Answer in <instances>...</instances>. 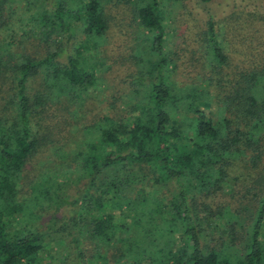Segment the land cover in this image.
<instances>
[{
    "label": "trees",
    "instance_id": "16d2710c",
    "mask_svg": "<svg viewBox=\"0 0 264 264\" xmlns=\"http://www.w3.org/2000/svg\"><path fill=\"white\" fill-rule=\"evenodd\" d=\"M100 1L0 0V264H56L55 256H44L50 243L75 264H264V15L258 11L233 6L217 21L209 17L197 46L204 59L191 82L169 84L160 56L154 76L140 82L145 94L136 113L103 115L72 161L65 162V151L46 176L41 164L32 166L31 177L23 174L52 141L40 130L42 114L50 106L66 109L63 102L93 81L77 61L80 43L74 45L70 24L77 22L84 40L101 35ZM159 1L135 0L132 13L154 32L152 48L162 54ZM225 28L232 31L228 40ZM253 33L262 50L250 45ZM235 35L240 46H230ZM36 76L40 86H27ZM208 103L216 105L214 119L201 108ZM61 165L68 170L59 184L51 180L61 176ZM82 180L70 201L56 192ZM238 182L242 189L234 193ZM64 204L71 208L59 218ZM199 213L215 218L222 232L198 224Z\"/></svg>",
    "mask_w": 264,
    "mask_h": 264
},
{
    "label": "rangeland",
    "instance_id": "374dc122",
    "mask_svg": "<svg viewBox=\"0 0 264 264\" xmlns=\"http://www.w3.org/2000/svg\"><path fill=\"white\" fill-rule=\"evenodd\" d=\"M100 2L103 15L106 18V28L101 35L84 40L77 22L74 21L70 24L72 33H75L77 37L74 42L80 43V54L77 61L81 62L86 70L91 73L93 81L91 84L84 85V89L78 88L80 96L73 97L72 101L69 102L64 101L65 105L62 103L66 109L50 106L42 114L40 130L42 133L44 131V133L49 132L48 138L52 141L46 142L45 147L28 160L23 171L25 176L31 177L33 174L32 166L36 167L40 164L38 171L43 174L45 171H50L51 162L54 160L61 161L62 158L59 159V155L65 151L70 152L68 157L66 156L65 162L68 159L72 161L73 152L81 150L86 141L93 139L103 115L117 117L136 113V109L133 108L136 102L139 103L136 106L140 105L141 96L145 94L140 82H148V76H154L158 70L155 62L160 56L164 57L165 60L160 69L163 74L168 76L169 84L191 82L196 72L199 71L200 62H203L204 59L202 49L198 50L197 46L199 45L200 32L204 29L209 17L217 21L227 15L234 8L233 6L255 10L264 15V0H209L207 2L200 0H161L159 5L164 10V35L161 44L162 54H158L152 48L156 45L153 40L154 32L142 28L132 13L135 0H101ZM260 23L264 25V21H260ZM75 24H77V28ZM224 36L228 40L232 37V31L225 28ZM237 36L239 35L233 37L230 46H240ZM261 39L253 33L248 41L251 42L250 45L253 48L259 47L262 50ZM74 45L76 46L77 43L75 42ZM262 52L264 51L262 50ZM256 58L258 60L253 59L254 63H260L261 60L257 53ZM172 64L175 65L173 69ZM27 86H40L39 78L33 77L28 81ZM215 107L214 103L201 105L205 113L213 119ZM38 116H35L36 120ZM57 120L59 121L57 122ZM55 147H58L59 151H55ZM72 167L73 163H70L69 170H73ZM61 169L59 171L61 176L51 181L60 184L62 176L68 170L62 165ZM37 175H40L39 172ZM75 176L72 173L69 177L71 180H75ZM82 183L83 180L77 181V187L72 186L71 188L61 184L60 187L56 188L59 189L56 192L65 191L64 195L67 201H70L72 196L81 188ZM227 188L225 186V190ZM233 189L235 193L242 187L238 182ZM220 198L228 200V195H221ZM70 208L69 204H64L57 210L56 215L59 218H63L64 215L68 216ZM196 219L197 223L205 229L209 224L208 226H211L212 229L209 228L214 235L222 232L215 218L205 217L203 213H199ZM42 224L43 222L39 224V227ZM36 225L35 222L31 223V230ZM12 227L15 225L12 224ZM21 228L23 229L24 226ZM178 237L174 242L175 244L178 243ZM53 244L50 243L47 254H44L47 260L55 256L56 264H71V262L75 264L66 249H58ZM108 261L111 264V260ZM49 263L51 264V262ZM96 264L104 263L98 260Z\"/></svg>",
    "mask_w": 264,
    "mask_h": 264
}]
</instances>
